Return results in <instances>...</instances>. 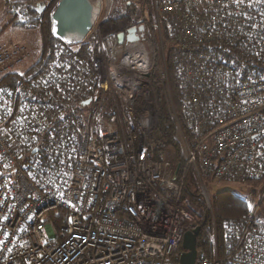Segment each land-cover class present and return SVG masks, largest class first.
<instances>
[{
  "label": "built area",
  "instance_id": "2783aa9c",
  "mask_svg": "<svg viewBox=\"0 0 264 264\" xmlns=\"http://www.w3.org/2000/svg\"><path fill=\"white\" fill-rule=\"evenodd\" d=\"M154 3V75L143 37L100 33L116 4L96 0L99 26L84 39L98 45L92 63L62 45L24 91L0 87V264H179L185 233L199 227L183 200L188 171L209 211L205 179L246 180L264 164V0ZM30 57L21 41L0 45V78ZM153 83L167 97L180 172L161 152ZM257 210L231 264H264ZM221 263L197 249L195 264Z\"/></svg>",
  "mask_w": 264,
  "mask_h": 264
},
{
  "label": "trees",
  "instance_id": "16d2710c",
  "mask_svg": "<svg viewBox=\"0 0 264 264\" xmlns=\"http://www.w3.org/2000/svg\"><path fill=\"white\" fill-rule=\"evenodd\" d=\"M60 0H48L42 8H37L36 0H14L8 4V10L13 14L8 25L19 27H37L41 35V55L39 60L24 72L13 71L0 78V87H4L15 92L24 91L27 85L38 76L43 74L53 60L54 51L64 45L69 47L79 56L92 63L98 54V45L96 42L84 40L79 43L67 45L58 38L54 31V21L52 14L55 11ZM144 4H152V0H144ZM132 4H135L132 3ZM136 9L134 5L125 3L123 11L115 9L111 12L106 22L100 24V31L126 32L140 22L146 24L147 30L143 40L147 43L154 56V49L161 46L159 36L156 31V20H147L144 16H139L142 21L135 19ZM157 37L159 42L157 41ZM163 42L167 43V49L171 48L167 36L164 34ZM171 52V51H170ZM172 53V52H171ZM163 54V53H162ZM170 57V54H169ZM154 75V71H153ZM171 91L178 111L181 112L180 91L177 81L171 74ZM154 90L159 94V129L162 132L163 147L161 152L167 156H172L176 165H180L179 172L183 166L180 147L174 137V124L170 117L167 107V97L162 93V86L153 83ZM79 103V100H77ZM82 110L76 106V111ZM256 176V177H255ZM251 176L245 181L253 186L254 189L264 188V164L260 165L257 175ZM257 196V192L254 191ZM183 199L187 200L189 209L193 213L196 222L200 227L197 237V249L206 252L209 258L217 257L222 263L231 264L226 259L233 250L237 242V232L245 223L246 215L252 209L251 203L237 192L229 189H223L211 197V210H206L205 202L201 195V187L198 178L193 170H189L186 177L183 191ZM251 205V208H249ZM264 217V198L258 206V211ZM257 223L258 219H257ZM180 251H183L180 246ZM174 260H178V255ZM151 260H146L144 264H150Z\"/></svg>",
  "mask_w": 264,
  "mask_h": 264
},
{
  "label": "rangeland",
  "instance_id": "374dc122",
  "mask_svg": "<svg viewBox=\"0 0 264 264\" xmlns=\"http://www.w3.org/2000/svg\"><path fill=\"white\" fill-rule=\"evenodd\" d=\"M10 1L11 0H0V45L14 40V41H21L28 46L31 52V57L27 61L22 63L20 66L15 68V71L24 72L32 65H34L40 58L41 46H42L41 35L37 27H19L14 25H8V23L10 22L13 16V14L8 10V6H9L8 3ZM36 1H37L36 2L37 8L39 9L42 8L44 3L46 2L44 0H36ZM92 2L96 6V0H92ZM126 2H128L129 5H134L136 9V15L134 16L135 19L140 18L139 16H144L147 20H151V19H154V21L156 20L154 0H152V4H144L145 3L144 0H115V4H116L115 7L123 11V7L125 6ZM134 2L135 4H132ZM138 20L141 21L143 19L140 18ZM98 26L99 23L98 20H96L94 28ZM156 27H157V23H156ZM157 41L159 42L158 37H157ZM165 47H167L166 42H165ZM157 48H158L157 50L154 49L153 51L154 52L153 71L155 73H157L158 68L163 63V54H162L163 51L159 46ZM165 51L166 53L168 52L167 50ZM89 110H90V106H86L83 107L82 111L88 112ZM204 182L207 185L209 191L210 203H211V197L223 189L232 190L240 194L242 197L246 198L251 203L253 210L257 209V206L260 205L261 200L264 198V188L254 189L253 186L249 185L245 180H230L225 178V179H205ZM254 191L257 192V196L254 195ZM257 219L259 222V226L264 227V217L259 212L257 214Z\"/></svg>",
  "mask_w": 264,
  "mask_h": 264
},
{
  "label": "water",
  "instance_id": "95a60500",
  "mask_svg": "<svg viewBox=\"0 0 264 264\" xmlns=\"http://www.w3.org/2000/svg\"><path fill=\"white\" fill-rule=\"evenodd\" d=\"M54 31L58 38L69 43L84 41L95 24V5L92 0H60L52 14ZM136 27L130 28L126 33H119V42L124 40H137ZM91 99L82 102L89 104ZM35 149L34 151H36ZM200 227L185 233L181 247L183 252L179 257V264H195L197 255V236Z\"/></svg>",
  "mask_w": 264,
  "mask_h": 264
},
{
  "label": "flooded vegetation",
  "instance_id": "af4514ba",
  "mask_svg": "<svg viewBox=\"0 0 264 264\" xmlns=\"http://www.w3.org/2000/svg\"><path fill=\"white\" fill-rule=\"evenodd\" d=\"M134 27L137 28L136 35L143 37L145 34V31L147 30L146 24L142 21V22H140V24H137Z\"/></svg>",
  "mask_w": 264,
  "mask_h": 264
},
{
  "label": "snow or ice",
  "instance_id": "6c2138e0",
  "mask_svg": "<svg viewBox=\"0 0 264 264\" xmlns=\"http://www.w3.org/2000/svg\"><path fill=\"white\" fill-rule=\"evenodd\" d=\"M249 208H251V205H249Z\"/></svg>",
  "mask_w": 264,
  "mask_h": 264
},
{
  "label": "bare ground",
  "instance_id": "6f19581e",
  "mask_svg": "<svg viewBox=\"0 0 264 264\" xmlns=\"http://www.w3.org/2000/svg\"><path fill=\"white\" fill-rule=\"evenodd\" d=\"M183 200H186V199H183ZM187 201V200H186Z\"/></svg>",
  "mask_w": 264,
  "mask_h": 264
},
{
  "label": "crops",
  "instance_id": "0c3cea01",
  "mask_svg": "<svg viewBox=\"0 0 264 264\" xmlns=\"http://www.w3.org/2000/svg\"><path fill=\"white\" fill-rule=\"evenodd\" d=\"M44 1H48V0H44Z\"/></svg>",
  "mask_w": 264,
  "mask_h": 264
}]
</instances>
